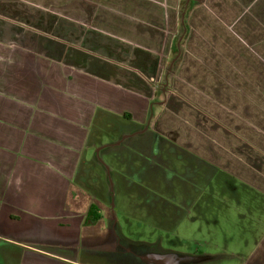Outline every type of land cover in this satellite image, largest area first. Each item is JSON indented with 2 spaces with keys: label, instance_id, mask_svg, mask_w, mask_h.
I'll list each match as a JSON object with an SVG mask.
<instances>
[{
  "label": "crops",
  "instance_id": "1",
  "mask_svg": "<svg viewBox=\"0 0 264 264\" xmlns=\"http://www.w3.org/2000/svg\"><path fill=\"white\" fill-rule=\"evenodd\" d=\"M103 148L156 195L171 152L241 182L260 231L238 264H264V0H0V264L101 258Z\"/></svg>",
  "mask_w": 264,
  "mask_h": 264
},
{
  "label": "rangeland",
  "instance_id": "2",
  "mask_svg": "<svg viewBox=\"0 0 264 264\" xmlns=\"http://www.w3.org/2000/svg\"><path fill=\"white\" fill-rule=\"evenodd\" d=\"M120 133L112 135L110 145L118 147L126 158L125 137ZM120 139L123 143L115 145ZM104 149L98 154L101 172L96 173L107 181L108 188L94 200L102 216L84 230V235L92 238L91 242L81 243L83 253L93 249L91 252L101 258L82 261L88 264H238L239 257L251 252L257 244L260 229L247 226L242 216L245 211L241 208L247 196L233 192L235 187H241V182L229 180L218 169L209 171L207 176V169L187 159L188 164L199 169L196 179L186 180L184 176H192L194 170L185 171L186 163L171 152L167 155L170 162L167 156H162L160 166L154 171L158 172L166 163L175 170L174 179L165 171L161 173L156 182L157 186L162 183L163 194L155 195L156 191L149 189L154 196L140 187L148 189L141 181L145 164L139 172L132 171L130 187L126 179L121 181L126 173L122 167L126 169L128 159L114 157L111 162ZM97 150L95 147L94 155ZM150 161L154 162V158L150 157ZM183 179L186 181L181 183ZM182 187L183 191L179 192ZM159 197L169 201V210L160 203Z\"/></svg>",
  "mask_w": 264,
  "mask_h": 264
},
{
  "label": "trees",
  "instance_id": "3",
  "mask_svg": "<svg viewBox=\"0 0 264 264\" xmlns=\"http://www.w3.org/2000/svg\"><path fill=\"white\" fill-rule=\"evenodd\" d=\"M101 218V213L98 211V207L94 204L90 207V210L88 211L86 222L91 223L94 221H97Z\"/></svg>",
  "mask_w": 264,
  "mask_h": 264
},
{
  "label": "flooded vegetation",
  "instance_id": "4",
  "mask_svg": "<svg viewBox=\"0 0 264 264\" xmlns=\"http://www.w3.org/2000/svg\"><path fill=\"white\" fill-rule=\"evenodd\" d=\"M150 162H151V161H150ZM152 163H154V164L156 163V164H157V162H156L155 160H154V162H152ZM132 169H133V171L136 172V173L140 171V170H137V169H134V168H132ZM148 169H149V167H147V166H144V167L142 168L143 173H142L141 177H142V176H145V174L148 173ZM141 189H144V190H147V191H148L149 188L147 189V188H142V187H141ZM155 195H156V194H155ZM155 195H154V196H155Z\"/></svg>",
  "mask_w": 264,
  "mask_h": 264
}]
</instances>
